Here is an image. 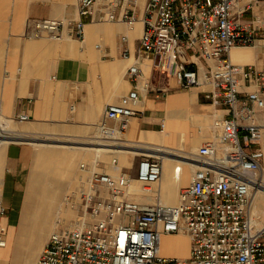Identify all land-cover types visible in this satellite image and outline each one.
<instances>
[{
    "label": "built area",
    "instance_id": "1",
    "mask_svg": "<svg viewBox=\"0 0 264 264\" xmlns=\"http://www.w3.org/2000/svg\"><path fill=\"white\" fill-rule=\"evenodd\" d=\"M96 1H102L108 20L142 23L138 54L121 52L131 58L125 75L132 87L118 102L106 104L97 138L108 145L123 144L140 90L151 88L140 66V59L148 57L153 68L174 76L182 87L208 84L206 96L226 104L229 115L218 123L221 150L215 141L206 140L197 157L183 156L193 168L176 203L159 197L153 202L136 200L129 186L137 179L144 183L141 190L149 193L151 183L160 178L163 153L148 147L147 152L133 154L138 156L134 173L104 172L97 169L102 161L95 162L97 168H88L83 186L63 197L62 206L74 207L77 217L49 232L33 264H264V220L252 206L261 185L263 151L254 144L262 128L253 115L254 105L264 110V66L238 65L229 56L233 46L253 45L259 30L264 37V14L255 12L264 0H145L141 13L138 0H76L77 18H35L29 35L60 39L68 27L69 36L82 41L83 17ZM248 11L251 18L244 17ZM241 82L258 91L239 96ZM244 117L248 121H239ZM14 118L25 120L28 115ZM4 120L0 109V130ZM108 163L119 168L116 155ZM80 166L88 167L84 162ZM5 213L0 200V217ZM177 232L189 235V254L162 256L161 233ZM6 236V225L0 223V247Z\"/></svg>",
    "mask_w": 264,
    "mask_h": 264
},
{
    "label": "crops",
    "instance_id": "2",
    "mask_svg": "<svg viewBox=\"0 0 264 264\" xmlns=\"http://www.w3.org/2000/svg\"><path fill=\"white\" fill-rule=\"evenodd\" d=\"M144 1L138 0L140 13ZM101 2H94L90 14L83 17L85 34L79 41L69 36L68 27L63 29L64 36L60 39L29 35L35 18H77L76 0H0V109L5 118L12 119L19 113H26L27 120L46 126L66 128L71 133H91L97 129L106 104L118 102L121 95L132 87V82L125 75L131 58L122 57L121 52L129 49L132 56L138 54L142 23L140 19L131 25L108 20ZM229 56L238 65L263 67L264 37L257 36L250 46H233ZM197 62L205 64L200 57H197ZM140 63L142 76L149 80L151 88L140 90L136 111L129 117L123 135L127 139L145 140L152 151L163 153V157L161 175L151 183L152 190L147 194L142 190L134 191L132 197L147 202L159 197L164 202L176 203L179 190L188 183L193 168L183 156L197 157L198 147L206 140L215 141L221 150L218 123L229 115L228 107L206 96L208 84L182 87L174 76L153 68L150 58L143 57ZM238 90L239 96L248 91H258L255 85L244 82L239 84ZM261 95L264 96V91ZM254 108L253 118L264 130V110L256 105ZM239 121L246 122L248 118ZM24 131L27 130L22 131L24 135L0 144V200L6 206L0 223L8 226L14 223L11 209L16 204L18 182L34 149L27 141H17L30 137ZM240 133L242 135L243 131ZM88 140L70 139L68 141L80 144L59 145L81 148V142ZM35 144L39 145L38 162L52 156V151L42 143ZM254 146L263 150L264 141L262 146L260 143ZM73 151L65 157L75 159L79 152H84L79 149ZM166 151L169 152L165 154ZM135 153L138 152H128L127 165H120L118 155H123L115 152L118 169L109 163L100 164L98 168L112 174L119 170L134 173L138 159L133 155ZM67 164L71 166L72 175L77 165L75 168L73 162ZM53 165L48 164L51 174L55 173ZM91 166L88 164L89 168ZM160 238V247L163 240L182 239L184 245L176 253L180 256L189 254L190 239L186 232L161 233ZM9 248L10 244L0 247V264L18 263L20 254L10 252Z\"/></svg>",
    "mask_w": 264,
    "mask_h": 264
},
{
    "label": "rangeland",
    "instance_id": "3",
    "mask_svg": "<svg viewBox=\"0 0 264 264\" xmlns=\"http://www.w3.org/2000/svg\"><path fill=\"white\" fill-rule=\"evenodd\" d=\"M255 9H256L255 10L256 14L258 16L262 17L264 14L263 2H260L259 7L258 8L255 7ZM251 16H253V14L250 11H248L244 14L245 18H251ZM261 33L262 32L259 30L258 34L260 35ZM145 74L147 75L146 69H145ZM3 124H8L10 127H12L15 130H22V131L27 130L24 132L26 134L30 135V137L20 138L17 141L18 142L27 141V142H29L30 145H33V147H34V149L31 151V157L29 159V162L24 167L21 178L18 182L19 190L17 191L16 204L11 209L12 216L14 217V223L11 226H17L19 221L23 217L25 209L26 208L31 209V207H33V209H36L35 207H36V205H38V203L40 201L44 204H48V206L50 208V211L48 214L49 223L47 224V227L45 228L46 230H45V235L43 237V241L40 244L39 248H37V249L35 248V250H37L35 252V255H33V257L31 256V264H33V261L37 257L38 252H39L40 248L42 247L43 243L45 242L49 232L55 226L58 227L59 225L65 224L67 221H70L71 219L76 218L75 216L78 215V213L74 207H72L70 205L69 206H62V202H63V197L66 193H73V192L78 191V189H80L85 182L86 176L88 175V170L87 171H85L84 169L80 170L79 169L81 167L80 163L84 162V163H87V165L88 164L91 165V164H93L95 159H99V161L102 160L101 164H107L108 162H110L111 156L109 154L107 155L103 151L98 152L99 153V155H98L96 150L91 149V146L95 145V144L92 143V141L88 140V139H93V140L98 139L97 138V134H98L97 129L91 133L78 134V133L67 132L65 130L66 128L63 129V128L58 127V126H49V125L46 126L45 124H41L40 122H37V121H32V120H27V119L17 120L15 118H12V119L5 118V120L2 122V125ZM34 125L36 126L35 128L30 127V126H34ZM124 137H125V134H124ZM70 139L88 140V142H84V143L81 142V148H75V147L72 148L71 146H68V145H59L61 143H69L70 145L71 144H80V142L68 141ZM129 139L139 140V139H133V138H129ZM11 141H15V140H11ZM263 141H264V130L261 129V137L257 143H260V145L262 146ZM37 142L42 143L43 146L47 148V150L52 151V153H53L52 156L45 157L41 160V162H38L39 160L37 159V153H38L39 145L35 144ZM83 145L88 146L89 149L86 147L84 148ZM73 149H79L80 151H84V152H79V154H78L79 156L75 159H72L71 157H68V158L65 157V155H69V154L73 153L74 152ZM88 150H91V151H89V154H87V152H86ZM262 151H263V156L261 158V168H263V173H264V149ZM85 155H87V157H85ZM61 157H63V158H61ZM118 158H119V164L120 165L121 164L127 165L126 159L122 158V156H120V155H118ZM68 162H73L75 168L77 165V169H76V171H74L72 173V175L70 174L71 166H69V164H67ZM39 163H41V165H39ZM47 164H51V165L55 164V165H53L54 169H55V170H53V171H55L54 174H49L43 170L42 166H45ZM32 168L35 169L37 177L44 179V180L46 179L44 182L46 184H48L49 187L51 186L50 188L52 189V191L54 190L53 191L54 196L52 198L50 197L51 199L47 197L44 200H42V199H39L40 198L39 193H33L32 194V201H30V204L28 203V201H27L28 196H29L28 179H29ZM81 168H83V167H81ZM88 168L89 167H87L85 169H88ZM97 169H99V168H97ZM73 174H75V175H73ZM258 174H259V172H258ZM260 176H261V174H259V177ZM143 185H144V183H142L141 181L134 180L131 183L130 188L132 190L134 189V191H141V188ZM24 191H26V192H24ZM257 200H258V204H260L259 196L257 197ZM24 201H26V202H24ZM59 205L61 207V210L64 213L61 211V213L56 214V208ZM69 213H71V215H68ZM54 218L56 220H54ZM65 218H66V220H65ZM259 218L261 220H264V216H263V214H261V211H260ZM53 220H54V222L52 223ZM5 225H6V231L9 230V244H10L9 251L10 252H12V253L17 252L18 254H20V257H21V255L27 253V251L30 252L31 250H33V248L31 249L30 246L28 245V242H27L29 240V238H31V234H32L31 228L32 227L30 225H33V223L29 224V226H28L29 231L27 230L28 232L26 231L25 232L26 234L23 233V235H21L19 237H14V238H13V236L10 237L11 226H8L6 223H5ZM20 241H21V243H20ZM24 242H25V244H24ZM19 244L20 245L22 244L21 245L22 247H20ZM183 245L184 244H183L182 239H177V240H170L169 239L166 241L163 240V245L161 244V247H160V253L162 256L180 257V255L177 254L176 251L178 248L181 249L183 247ZM19 248H20V251H19ZM28 248H29V250H28Z\"/></svg>",
    "mask_w": 264,
    "mask_h": 264
},
{
    "label": "bare ground",
    "instance_id": "4",
    "mask_svg": "<svg viewBox=\"0 0 264 264\" xmlns=\"http://www.w3.org/2000/svg\"><path fill=\"white\" fill-rule=\"evenodd\" d=\"M21 135H24L22 130H15L12 127H10L8 124H3L2 127H1V130H0V144L5 143L10 138H13V137L16 138V137L21 136ZM89 140H91L92 143L95 144V145L91 146V149L92 150H96L97 153L100 152V151L107 152L110 155H114L115 152L116 153H121V155H123L122 157L124 159H127V154L130 151H132V152H135V151L136 152H147V151H144V150L149 147V145L147 144L148 142L147 143L144 142L145 140L144 141L143 140H130V139H127L126 137H124V139L121 140V143H123V144L116 145V146L108 145L102 139H96V140L89 139ZM85 147L88 148V146H85ZM98 155H99V153H98ZM97 161H99V159H95L94 160V162H93L94 167H96V164H94V163L97 162ZM42 167H43L44 171L49 173L48 164L45 165V166H42ZM79 169L82 170V169H85V168H81L80 167ZM49 174H51V173H49ZM259 174H261V176H260L261 185H260L259 189L255 190V193L253 195V204H252V206H253L254 212L258 216H260V211H261V214H263V216H264V175H263L264 173H263V168H261L259 170ZM45 180L37 177L35 169L33 168V171L31 172V174L29 176V179H28V193H29V196H28L27 201H28L29 204H30V201H32V194L33 193H39L40 194V198L39 199H42V200H44L47 197L48 198H50V197L52 198L54 196L53 195L54 194V192H53L54 190L52 191V189L50 188L51 186L49 187V185L44 182ZM134 180H137V179H133V181ZM131 183H130V185H131ZM133 191H134V189H133ZM24 192H26V191H24ZM258 196H259L260 204H258V200H257ZM24 202H26V201H24ZM35 208L36 209H33V207H31V209L30 208H26L24 214L22 213L23 217L19 221L18 225L17 226H11L10 237L13 236V238H14V237H19V236L23 235V233H25L28 230L29 224L33 223V225H30L32 227L31 228L32 229L31 230V233H32L31 234V238H29V240L27 241L28 245L30 246L31 249L33 248V250H31L30 252L27 251V253L22 254L21 257L19 256L18 258H20V259L18 260L17 264H31V256L33 257V255H35V252L37 251V250H35V248L36 249L39 248L40 244L42 243L43 237L45 235V230H46L45 228L47 227V224L49 223L48 214H49L50 208H49L48 204H44V203H42L40 201L38 203V205H36ZM61 211L62 210H61V207L59 205L56 208V214L61 213ZM68 215H71V213H69ZM75 217H77V215ZM54 220H56V219L54 218ZM54 220L52 221V223L54 222ZM65 220H66V218H65ZM20 243H21V241H20ZM8 244H9V230H7L6 241H5V244L3 246H7ZM24 244H25V242H24ZM21 245H20V247H22ZM28 250H29V248H28ZM19 251H20V248H19ZM159 251H160V247H159Z\"/></svg>",
    "mask_w": 264,
    "mask_h": 264
}]
</instances>
